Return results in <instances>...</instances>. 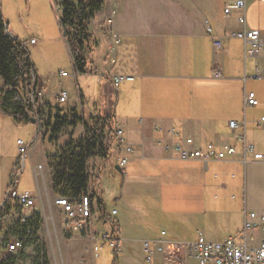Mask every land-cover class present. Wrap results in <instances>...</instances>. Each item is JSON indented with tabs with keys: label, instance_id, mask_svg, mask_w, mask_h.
Returning <instances> with one entry per match:
<instances>
[{
	"label": "crops",
	"instance_id": "crops-1",
	"mask_svg": "<svg viewBox=\"0 0 264 264\" xmlns=\"http://www.w3.org/2000/svg\"><path fill=\"white\" fill-rule=\"evenodd\" d=\"M230 1L114 0L113 4H104L89 23L94 45L87 57L97 67L96 73L89 74H95L100 85L96 109L103 114H113L116 125L124 131L125 141L133 146V153L123 168L117 163L121 151L115 147L108 159L94 157L88 161L91 191L104 202L106 214L110 209H116L115 223L121 244L122 264H144L146 248L152 250L156 260L150 264L159 263L163 255L156 251L158 242H186L179 238L186 236L188 227H192L193 223H201L202 217L207 218L211 211L214 212L212 199L218 201L222 198L220 206L228 210V218L237 212L242 226L246 211L264 210L248 207L245 199L247 184L264 194V162L249 161L242 164L236 161H211L205 164L199 160L184 161L156 142L159 137L169 143L172 139L181 140L186 136L193 137L197 145L208 141L233 142L227 123L235 120L240 125L237 131L241 133L244 130L247 141L254 143L257 150L264 151V128L257 126L259 119L264 116V78H249L254 71V59L245 57L243 41L231 35L242 27L238 23V14L233 12L226 15L223 12ZM109 18L111 23L108 27ZM245 20L247 29H258L264 37V0H246ZM207 28L211 29L210 34ZM113 34L121 38L118 45L110 40ZM215 36L223 37V48L220 50L213 47L212 39ZM31 39L24 45L31 44ZM247 59L251 61L249 66ZM119 60L125 63L123 67L129 66L125 70L117 68ZM217 70L221 72L222 78L213 77ZM134 71L140 76L157 77L156 83L158 79L169 80L175 83V90L173 92L161 84L157 87L160 93L156 94V98L159 96L158 106L152 113L135 120L126 111L117 120L111 103L114 87L103 76L125 75ZM130 82L133 83L134 79L126 83ZM251 91L256 94L259 104L244 108V94ZM91 101L92 98L87 99V102ZM236 108L241 111V117H238ZM247 112H250V116H247ZM0 113L5 115L1 110ZM35 124L37 132L30 142H25L29 151L23 159L27 158L33 169V187L27 190L36 200L33 211L41 215L52 200L51 172L47 168L44 174V161L54 155L66 140L58 138L56 144L60 146L53 151V142L48 141L39 124ZM154 125H158L162 131H155ZM170 129L176 133L172 139L167 133ZM11 158L7 157L6 160L0 155V205L15 171L16 163ZM241 166L243 189L235 171ZM257 169H260V173L254 172ZM117 177L119 185H109ZM173 181H179L180 184ZM168 182H172L173 186H184L193 205L170 211L171 220L176 225L172 230L161 227L157 231L152 229V221H143L140 212L146 205L159 203L163 197L164 183ZM238 187L244 192L241 210V204L235 201L237 198L232 193ZM109 199L112 200L111 207H107ZM101 218L103 221L104 216ZM99 227L107 229L110 226L107 223V226ZM161 231L165 234L162 235ZM197 231L200 230H195L196 237ZM255 234L261 236L259 231ZM129 243L133 246L136 244L137 248L128 249ZM91 257L93 260V255Z\"/></svg>",
	"mask_w": 264,
	"mask_h": 264
},
{
	"label": "rangeland",
	"instance_id": "rangeland-1",
	"mask_svg": "<svg viewBox=\"0 0 264 264\" xmlns=\"http://www.w3.org/2000/svg\"><path fill=\"white\" fill-rule=\"evenodd\" d=\"M113 2L114 0H105L104 4L106 6L108 3L113 4ZM58 5L59 0H0V16L7 24V31L17 37L19 41L26 43V41H29V38L36 41L33 44H26L25 47L34 64L35 76L42 77L41 80L45 81V85L42 86L44 95L41 101L42 107L45 106L47 108L48 104L46 103H50L49 108L55 109V93L61 87L69 93V101L64 103L62 107L72 106L76 108L77 114L84 117V121L89 124L88 118L93 113V110L96 109V102H98L96 101V96L99 93L100 85L95 74H80L76 78L68 76L60 79L58 77L61 71H66L72 75L74 70L72 56L58 22ZM109 19L107 21L108 27L110 26L109 23H111V18ZM120 42L121 38L119 37L116 45ZM93 45L90 50L88 49L89 51H86V56H89ZM112 62H114V57L112 58ZM250 63L251 61L247 59L248 66ZM124 65L125 63L122 64L119 60L117 68L125 70L129 66L123 67ZM135 73V71L128 73L129 75H135L133 76V83H126L129 80H122L115 86L110 83L114 87V91L111 93V103L113 104L117 120L121 118L119 115L126 113V111L130 112V115L135 117V120L144 118L147 113H152L158 106L159 96L156 98V94L160 93V91H157V87H160L161 84L167 86L166 89H170L173 92L175 90V83H170L171 81L169 80L158 79V83H160L158 84L156 83L157 77L140 76ZM26 93L23 95V101L25 104H28ZM90 98H92V101L87 102V99ZM111 103L110 105L112 106ZM236 111L238 112V117H241L242 114L239 108H236ZM247 116H250V112H247ZM37 128V124L35 123L15 122L11 116L0 113V155L4 156L6 160L7 157H12L11 160L16 163L15 168L18 167L19 169L16 172V174L19 172L17 177V189L19 192L33 187V169L27 158L22 159L19 156L16 140L21 139L24 142H30L37 132ZM70 131L71 129L69 128L64 129L58 138L68 140ZM82 131V126L76 127L71 138L77 140L82 135ZM56 145V143L52 144L53 151H56L60 146L58 144L56 148ZM43 166L44 174H46L48 168L46 160ZM238 168H235V171H237L239 176V185L243 189V169L242 166ZM254 172L260 173V169ZM37 179L39 180V178ZM173 182L180 184L179 181ZM112 183L119 185L118 177L113 178L109 182V185H112ZM240 187L233 190L232 193L237 198L235 201L241 204V210L244 192ZM187 191L184 186H173L172 182L164 183L163 197H161L159 203L156 205H146L141 209L140 213L143 221H152L153 223L149 224L152 229H156L157 231L161 227L172 230L176 224L171 220L170 211L193 205L187 195ZM50 196L53 198L57 194L50 192ZM221 199L218 201L212 199V210L214 212L211 211L207 218L206 216L202 217L201 223H193L192 227H188L186 236L179 238L186 241L183 243H191L196 239V229L202 231L207 240L215 242L224 240L229 234L236 236L242 231L243 226L242 222L239 221V214L235 212L228 218V210L220 206ZM245 199L250 208H264V194L262 195V193L249 184H247ZM109 201L107 207H111L112 205V200L109 199ZM50 204L49 208L46 207L41 214L42 228L40 230V235L44 240L47 264L112 263L114 255L107 243L98 251V257L92 260L90 243L87 241V244L84 238L63 229L60 222L61 212L59 208L53 205L52 200ZM114 207H117V205ZM25 211L27 213L29 210ZM184 222L188 221L184 220ZM100 225L107 226V223L101 222ZM186 225H190V223H186ZM119 246L121 247L120 243ZM133 247L137 248V245L133 246L132 243H129L128 249L132 250ZM91 260L93 263H91ZM153 260L156 261L155 258ZM118 261L121 263L120 257ZM186 264L196 263L189 261Z\"/></svg>",
	"mask_w": 264,
	"mask_h": 264
},
{
	"label": "built area",
	"instance_id": "built-area-1",
	"mask_svg": "<svg viewBox=\"0 0 264 264\" xmlns=\"http://www.w3.org/2000/svg\"><path fill=\"white\" fill-rule=\"evenodd\" d=\"M245 7L246 0H231L226 4L223 12L226 15L237 12L238 23L242 27L231 35L243 41L245 57L254 59V71L249 78L262 79L264 78L262 73V68H264V37L258 29L246 28ZM206 31L208 34L211 33L210 28H207ZM111 39L116 44L119 37L113 34ZM35 42L33 39L30 40L31 44ZM212 43L215 50L222 49L223 37H213ZM72 63L73 74L70 75L66 71H61L58 74L60 79L68 76L76 78L80 75L73 57ZM213 77L222 78L221 72L214 71ZM103 78L114 86L122 80H133V76L126 74H107ZM43 83L44 80L32 74L26 93L27 102L31 105L30 115L36 119L40 129L42 128V118H44L43 114L41 115V101L44 96ZM68 101L69 93L59 87L55 93V103L64 104ZM258 104L254 92L244 94V108L256 107ZM227 124L233 142L216 143L208 141L203 145H197L195 139L190 136L175 141L172 139L176 134L174 129L167 132L172 139L169 143L165 142L162 137L157 138L156 142L162 144L164 149H170L178 159L184 161L199 160L205 164L211 161H236L242 164L249 161L264 162V151L257 150L254 143L247 141L244 130L241 133L237 131L240 126L239 123L235 120H229ZM114 125L116 130L114 147L121 151L117 163L119 167L123 168L127 164L128 157L133 153V146L125 141L123 129L118 127L116 123ZM257 126L264 128V116L259 119ZM153 129L162 131L158 125H154ZM16 145L18 153L23 159L29 148L21 139L16 140ZM38 168L40 169V166ZM18 170L16 167L6 197L0 205V262L14 258L16 264H30L26 256L33 254V246H25L23 236L14 231V226L25 224L30 218H33L36 200L31 191H18L17 177L19 172L16 174ZM214 177H217V174H214ZM90 196L91 193L87 192L76 198L61 195L52 198L53 205L59 208L61 212V226L66 231L75 233L88 241L94 259L98 257V251L102 246L107 243L114 255L111 264H122L118 261L121 254L118 233L111 230L110 227L107 229L99 227L103 222L101 218L103 215H99L95 200H91ZM15 206L20 208L19 213L15 212ZM25 210H29L28 214H25ZM104 216V222L107 219L109 226L116 225V209H110L107 214L104 212ZM41 228L42 223L36 230L35 240L45 254L44 240L40 235ZM256 231L261 233L260 237L256 236ZM161 234L163 235L165 232L161 231ZM146 251L147 254L143 261L144 264H150L153 261V252L148 248ZM156 251L163 255V259L156 264H186L189 261H194L196 264H264V210L261 212L246 211L242 231L236 236L229 235L224 240L215 242L207 240L201 231H197V237L191 243L159 241Z\"/></svg>",
	"mask_w": 264,
	"mask_h": 264
},
{
	"label": "trees",
	"instance_id": "trees-1",
	"mask_svg": "<svg viewBox=\"0 0 264 264\" xmlns=\"http://www.w3.org/2000/svg\"><path fill=\"white\" fill-rule=\"evenodd\" d=\"M105 0H59L58 22L61 33L74 58V64L80 74L96 73L97 67L86 56L93 45L88 26L90 21L102 9ZM0 16V110L13 118L15 122H29L31 105L25 104L23 95L29 89L31 75H35L34 64L23 42L12 37L6 30ZM7 25V24H6ZM89 49V50H88ZM41 108L42 128L48 141L56 143L64 129L69 128V139L59 150L47 157V166L51 172V190L57 195L76 198L87 192L91 200H96L100 215L104 216V202L91 191L88 161L99 157L108 159L116 140L115 119L111 114H103L99 109L89 116V124L79 116L76 108L62 107L56 103L55 109ZM47 109V110H46ZM46 113H45V112ZM82 126V135L73 140L74 129ZM21 210L15 206V212ZM25 224L14 226V231L23 236L25 246H33V254L26 256L30 264H47L43 249L35 240L41 218L34 212ZM105 219V216H104ZM108 220L106 219L104 222ZM111 230L118 233L116 225ZM0 264H16L14 258H8Z\"/></svg>",
	"mask_w": 264,
	"mask_h": 264
},
{
	"label": "water",
	"instance_id": "water-1",
	"mask_svg": "<svg viewBox=\"0 0 264 264\" xmlns=\"http://www.w3.org/2000/svg\"><path fill=\"white\" fill-rule=\"evenodd\" d=\"M5 26V28H6V30H7V25L5 24L4 25ZM8 32V31H7ZM9 33V32H8ZM10 34V33H9ZM11 35V34H10ZM12 36V35H11ZM12 37H14V36H12ZM15 38V37H14ZM29 122H31V123H35L36 122V119L35 118H30V120H29Z\"/></svg>",
	"mask_w": 264,
	"mask_h": 264
}]
</instances>
